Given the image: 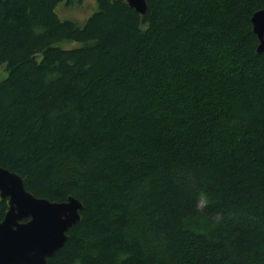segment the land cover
Here are the masks:
<instances>
[{
	"label": "trees",
	"instance_id": "16d2710c",
	"mask_svg": "<svg viewBox=\"0 0 264 264\" xmlns=\"http://www.w3.org/2000/svg\"><path fill=\"white\" fill-rule=\"evenodd\" d=\"M64 1L0 0V167L84 206L49 264H264V0Z\"/></svg>",
	"mask_w": 264,
	"mask_h": 264
},
{
	"label": "water",
	"instance_id": "95a60500",
	"mask_svg": "<svg viewBox=\"0 0 264 264\" xmlns=\"http://www.w3.org/2000/svg\"><path fill=\"white\" fill-rule=\"evenodd\" d=\"M140 15L147 11L146 0H120ZM253 33L264 53V9L252 17ZM0 200L8 211L0 220V264H49V259L68 242V233L81 221L83 204L69 197L65 202L36 198L24 179L0 167Z\"/></svg>",
	"mask_w": 264,
	"mask_h": 264
},
{
	"label": "rangeland",
	"instance_id": "374dc122",
	"mask_svg": "<svg viewBox=\"0 0 264 264\" xmlns=\"http://www.w3.org/2000/svg\"><path fill=\"white\" fill-rule=\"evenodd\" d=\"M97 9L95 0H71L69 3L64 1L57 8V15L62 21L73 22L82 27L85 22L93 16ZM78 43L72 41H64L58 43L56 47L70 50L79 47ZM8 76L5 67H0V82ZM204 201L200 202V207L204 206Z\"/></svg>",
	"mask_w": 264,
	"mask_h": 264
}]
</instances>
